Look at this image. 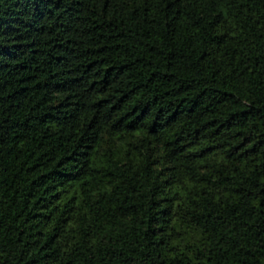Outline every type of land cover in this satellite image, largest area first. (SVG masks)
Instances as JSON below:
<instances>
[{
    "label": "trees",
    "instance_id": "obj_1",
    "mask_svg": "<svg viewBox=\"0 0 264 264\" xmlns=\"http://www.w3.org/2000/svg\"><path fill=\"white\" fill-rule=\"evenodd\" d=\"M0 264H264V0H0Z\"/></svg>",
    "mask_w": 264,
    "mask_h": 264
}]
</instances>
